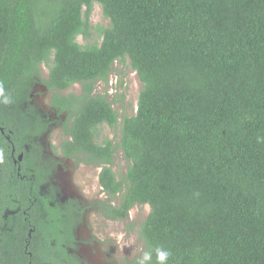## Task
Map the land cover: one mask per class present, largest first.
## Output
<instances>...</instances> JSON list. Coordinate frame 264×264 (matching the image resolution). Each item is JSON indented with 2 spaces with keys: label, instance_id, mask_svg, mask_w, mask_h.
I'll use <instances>...</instances> for the list:
<instances>
[{
  "label": "trees",
  "instance_id": "16d2710c",
  "mask_svg": "<svg viewBox=\"0 0 264 264\" xmlns=\"http://www.w3.org/2000/svg\"><path fill=\"white\" fill-rule=\"evenodd\" d=\"M93 4L109 21L98 43ZM127 61L141 90L120 117L95 84ZM53 126L64 159L100 169L106 200L56 198ZM103 126L117 141L97 142ZM141 206L144 256L120 264H264V0H0V264H88L87 215Z\"/></svg>",
  "mask_w": 264,
  "mask_h": 264
},
{
  "label": "rangeland",
  "instance_id": "374dc122",
  "mask_svg": "<svg viewBox=\"0 0 264 264\" xmlns=\"http://www.w3.org/2000/svg\"><path fill=\"white\" fill-rule=\"evenodd\" d=\"M109 21L102 16L98 4H93L89 18V33L91 35L88 43H98L100 39L97 33L108 27ZM84 44L82 38L78 39ZM43 76H47L46 68H43ZM96 93L107 95V101L112 105L120 117H132L136 113V105L141 84L137 75L129 68L128 61L113 65L107 85L95 84ZM79 85L70 88L66 93H79ZM50 93L43 87H38L34 92L33 104L39 110L53 118L50 111ZM62 127L53 126L52 130L43 139L44 157L52 158L59 162L54 174L57 186V198L61 201L77 199L89 204L96 200L104 201L107 197L102 193L98 184L99 170L95 167L75 166L72 159H64L60 152V143L63 140ZM115 131L106 127L98 130L97 142L104 139L117 141ZM114 171L121 174L125 171V162L120 154L115 156ZM114 203V202H113ZM149 214L148 206L134 207L128 219L122 222L108 221L102 218L96 211L87 215L85 226L77 231L79 246L77 255L88 264H120V262L139 260L144 256V242L140 239L138 232L141 224Z\"/></svg>",
  "mask_w": 264,
  "mask_h": 264
},
{
  "label": "clouds",
  "instance_id": "9594fccd",
  "mask_svg": "<svg viewBox=\"0 0 264 264\" xmlns=\"http://www.w3.org/2000/svg\"><path fill=\"white\" fill-rule=\"evenodd\" d=\"M20 155H22V154H20ZM19 155V156H20ZM18 156V157H19ZM167 253L166 252H163V251H160L159 253H158V259L160 260V261H164L165 259H166V257H167ZM147 258V257H146Z\"/></svg>",
  "mask_w": 264,
  "mask_h": 264
},
{
  "label": "flooded vegetation",
  "instance_id": "af4514ba",
  "mask_svg": "<svg viewBox=\"0 0 264 264\" xmlns=\"http://www.w3.org/2000/svg\"><path fill=\"white\" fill-rule=\"evenodd\" d=\"M2 133H3V132H2ZM11 155H12V158L14 159V152H12ZM21 160H22V159H21ZM20 162H21V161H20ZM13 163L16 164V161H13ZM43 189H44V188H43ZM58 192H59V191H58ZM56 198H57V194H56ZM58 200H59L60 202H63V201H61V199H59V198H58Z\"/></svg>",
  "mask_w": 264,
  "mask_h": 264
},
{
  "label": "water",
  "instance_id": "95a60500",
  "mask_svg": "<svg viewBox=\"0 0 264 264\" xmlns=\"http://www.w3.org/2000/svg\"><path fill=\"white\" fill-rule=\"evenodd\" d=\"M21 159H22V155H20V156L18 157V162H20Z\"/></svg>",
  "mask_w": 264,
  "mask_h": 264
}]
</instances>
